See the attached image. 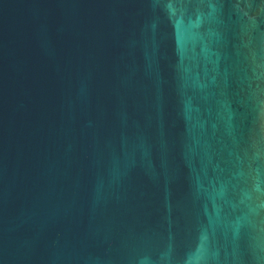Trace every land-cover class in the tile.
<instances>
[{
  "label": "water",
  "instance_id": "95a60500",
  "mask_svg": "<svg viewBox=\"0 0 264 264\" xmlns=\"http://www.w3.org/2000/svg\"><path fill=\"white\" fill-rule=\"evenodd\" d=\"M0 264H264V0H0Z\"/></svg>",
  "mask_w": 264,
  "mask_h": 264
}]
</instances>
